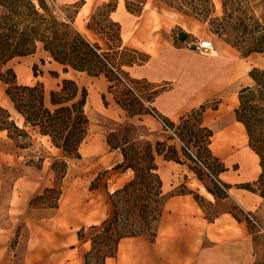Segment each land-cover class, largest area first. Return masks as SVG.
Instances as JSON below:
<instances>
[{"label": "crops", "instance_id": "obj_1", "mask_svg": "<svg viewBox=\"0 0 264 264\" xmlns=\"http://www.w3.org/2000/svg\"><path fill=\"white\" fill-rule=\"evenodd\" d=\"M57 1L63 5H78L76 18L84 9H91L89 20L95 9L112 3L107 18L118 27L119 40L116 45L106 37L107 32L94 30L89 22L82 29L77 25L76 28L90 41L98 43L110 58L114 54L119 59L123 50L132 51L138 57L137 60L117 63L116 67L127 76L132 83V90L144 104L149 101L150 107L164 120L176 121L192 111L201 109V125L213 132L208 147L212 155L224 166L218 174V179L220 183L227 185L225 190L228 196L225 198L233 197L238 203L243 202L246 189L238 186L239 183L257 179L261 174L262 165L259 154L249 144L245 124L237 118L236 108L240 105L241 90L256 83L251 70L255 67L264 68V52L252 51L244 55L227 41L215 42L208 35L210 30L201 25L199 20L177 9L171 8L170 11L171 9L162 8L168 15L159 10L153 15L149 7L150 0L138 1L137 9L131 5V0ZM127 2L130 3V8ZM249 3L255 15L262 19L264 0H249ZM90 31L97 35L96 40H92L86 33ZM182 32L187 34L185 40L180 38ZM198 38L212 39L213 50L201 52L193 49L191 43ZM45 52L48 60L46 59L47 64L44 65H53L49 68L50 75L33 73L30 81L21 83L15 69L19 84L41 82L49 100L50 91L59 89L63 79L76 80L79 85L87 88L85 112L90 124L92 117L98 112H107L117 116L127 115L132 122L141 123L148 131L163 191L173 171H183L189 176L190 170L185 160L166 158L156 151L157 143L164 142L163 134L168 130L148 106L142 113L133 111L127 114L130 110L118 103L114 97L115 93L111 91L114 88L113 78L104 72L93 75L72 67L64 71V65ZM32 61H37V58L33 57ZM53 71L57 74L54 75ZM43 78L50 82L49 88L41 81ZM135 86L140 88V92H137ZM6 97L10 103L9 108H5L9 110L12 118L17 115L22 123L17 120L16 123L23 126V115L15 108L7 93ZM112 97L113 99H110ZM37 133L38 139L45 142L50 155L41 161V167L26 163L25 154L21 151L0 148V264H87L85 255L91 248V237L83 239L78 233H71L70 230L84 228L86 223L94 225L102 222L106 214H89L84 192H77L78 204L70 209L69 189L62 191L57 206L33 205L34 213L31 212L30 204L33 198L55 184V171L51 161L64 159L68 162L63 181L69 175V161L75 158L66 156L65 152L52 142L49 135L36 131L35 134ZM0 139L14 142L8 136L7 130L1 128ZM85 139L79 147L81 156V146ZM166 139L169 145L181 142L175 135L168 134ZM32 142H35L34 138ZM107 145L114 149L111 151L114 155L108 163V167L113 169L123 162L124 156L120 147L112 146L109 142ZM97 147V144H93L91 150ZM162 160L163 164L160 163ZM23 165L25 172L15 174L12 186L6 190L3 177L5 171ZM130 171H133L132 168H123L120 172L113 173L107 182L104 181V188L108 185L105 194L109 195V192L114 190H111L112 185H115V188L123 186L126 183L124 175ZM196 179L199 180L198 177ZM232 188L235 195L229 192ZM201 189L205 193H202ZM198 190L210 200L215 199V195L207 190L206 186H201ZM4 208L8 222L1 221V211ZM40 209L46 213L36 218L35 213ZM88 218L92 220L87 221ZM22 222L25 223L27 234L12 235L13 229ZM234 227L241 229L238 231L233 229ZM247 240L249 241V238L245 225H241L232 213L223 212L215 220H208L192 193H175L167 197L155 240L147 235L124 237L119 242L115 255L108 256L105 264H252L251 254L243 244V241Z\"/></svg>", "mask_w": 264, "mask_h": 264}, {"label": "rangeland", "instance_id": "obj_2", "mask_svg": "<svg viewBox=\"0 0 264 264\" xmlns=\"http://www.w3.org/2000/svg\"><path fill=\"white\" fill-rule=\"evenodd\" d=\"M31 1H33L36 5L35 7L38 9L39 14L36 15L32 13V9L27 6L25 2H23L20 3V7L18 8V12L22 16H18V21H20L21 28H25L27 24L30 26H35L36 31L33 30L34 36L44 33L46 37L49 36L51 39V35H53L55 30H57L58 36L63 34L62 32L64 27L61 26L60 28L59 23H68L70 32L72 33V31L76 29L77 26L82 29L84 25L89 22V25L94 30L98 32H107L106 37L110 39L112 44L116 45L118 43V27L111 23L107 18V12L111 8L112 3L95 9V13L89 20L91 9H84L82 13L76 18L78 5H63L57 0ZM138 1L140 0H131L133 7H138ZM191 1L192 5H196L198 0H168V2H172L174 5L185 3L183 7L189 10V13L185 14H188L193 19L199 20L201 25L207 27V29L210 30V32H208L209 37H212L215 42L221 40L227 42L230 41L235 43L238 49L244 52L248 51L252 41L251 34H248L245 37L243 35L242 37V27L239 25V23L240 18L244 15L243 11H245L246 8L253 11L251 4L248 3L249 0L248 2L246 0H227L226 8L223 6L224 0H213L214 7H212V10L208 14L200 16V9L194 8L193 10V8H191ZM187 4L188 6L190 5L189 8L186 7ZM149 7L150 10L153 11V15H156L155 12L158 10L163 14L166 13L165 15H168L166 10H170L171 8L175 10V7H172L164 0H150ZM197 7L202 9L204 4L203 6L202 3L198 4ZM162 8H166V10H163ZM0 9L2 10V8ZM170 11H172V9ZM261 20H264V17ZM156 21H159L158 17ZM157 26H160V22L157 23ZM182 30L187 31L185 28H182ZM176 31H178V29H176ZM71 33L69 35L70 38L72 37ZM86 33L92 40L97 39V35L94 32L90 31ZM57 39H59V37L54 40L58 41ZM45 51L47 50H45L44 42L37 40L36 49L34 52L19 57L12 62L14 69H16L18 73L19 82L22 83L30 81L34 76V67L37 69L38 74L45 73L50 75L49 68H52L53 65L51 63H48V66L44 65L47 64L45 63L46 59L48 60ZM48 55L50 56L49 52ZM33 57L37 58V61L33 62ZM108 58L116 67L117 63L129 60H137L138 57L132 51L123 50L120 53L119 59H117L114 54L111 58L109 56ZM109 68L113 72H111L112 74L110 75L111 78H113L114 85V88H112L111 91L115 93L114 97L116 98L117 102L123 104L127 110H130V113L128 112L127 114H131L133 111H139L140 113L144 112L145 108H147V105L144 104V102L137 96L134 90H132V88H130L118 76V74H116L111 66L108 67L107 65L105 70L108 71ZM116 68L121 71L120 68ZM259 69L264 70V68ZM122 75L124 76V73H122ZM1 81L2 80H0V105L9 108L10 102L8 101L5 93L7 85ZM41 81H43L44 84H47L48 88L50 87V82H48L47 78H43ZM135 87L137 92H140V88L137 86ZM252 87H255V85ZM140 94L142 95V93ZM110 99H113V97ZM107 101L109 104V100ZM253 102L259 103L260 101L255 100ZM0 116L2 115L0 114ZM13 118L15 121L17 120L22 123L17 115H13ZM166 122L170 129H167L168 131H165L163 134V137H165L163 141L166 143V145H161V148H164L168 154H171V156L176 157L177 155L171 152L172 148H170L166 136L168 134L177 136L181 142L172 146H178V158L187 162L190 174L187 176V174H184L183 171H180L179 173L178 171H173V175L171 176L170 181H168L169 183H167V186L164 188L165 192L163 191L164 201L166 202L167 197L170 194L181 192L188 193V191H192L194 197L195 194L199 196V199H195L198 201L205 217L208 220H215V218L223 212L232 213L233 216L239 220L241 225H245V232L249 238V241H243V244H245V247L248 248L251 254L252 264H264V123L258 121L254 122L252 140L248 134L249 144H252V147L256 148L263 155L262 171L259 177L254 181L239 183V185L237 184L238 186L244 188V190L246 189L245 199L243 202L238 203L235 199H233V197L228 199L225 198L228 196L225 190L227 185L220 183L218 179V174L220 170L224 168V166L223 163L219 161L217 157L213 156L208 150L206 138L207 131L204 126L201 125V109L192 111L191 113L180 117L176 121ZM26 129L29 131L28 135L23 133L21 134L17 130L12 129V140L14 142L0 139V148L21 151L23 154H25L26 163L41 167V161L50 156L48 153V148L46 147L45 142H42L38 139V133L35 134L37 131L35 128H32V126L29 125ZM30 134L31 136H29ZM33 134L35 135L34 137ZM32 138L35 139L34 143L32 142ZM150 138L151 136L144 126L139 122H132L129 116H117L107 112H98L92 117L89 134L81 146V152L83 155L80 158H71L69 161L70 171L68 178L66 180L63 179L62 181L61 175L63 172V164L61 159L57 160L55 184L53 185L52 189L45 190L43 193H40L41 196L37 195L35 198H33L30 204L32 208L31 212L34 213V207H32L33 205L38 207H43V205L55 206L58 203L59 191L69 189L71 193L69 202L70 209L78 204L77 192H84L86 205L87 207L89 206V214H106L105 217H107L113 208V199H115L113 192L118 188H115V185H112L111 190H114L112 192L110 191L109 195H107L105 194V188H107L108 185H106L104 188L103 183L104 181L107 182L108 178H110L113 173L120 172L123 168H128L127 165L129 164L133 165L135 169L132 168L133 171H130L128 174L124 175L126 183L135 179L138 175L139 177L138 182H136V193L138 195L139 193L144 195V200L141 199L140 202L146 201L148 207L147 210L150 213L149 217H151L153 213H158V208L161 207V204L160 206H157L158 203H153L147 197V195L150 194V191H154L158 188V182L155 177H150L146 171V167L150 163L149 154L147 152L151 141L149 140ZM108 142L112 146L121 145L123 143L125 144V142L128 143L125 147L127 159L124 161L123 158L122 164L115 166L113 169L108 167V163L114 155L111 153V151L114 149L112 147H108ZM93 144H97L98 147L92 151L91 146ZM120 151H122V148H120ZM106 156L110 157L106 158ZM191 158H193L195 161H193ZM52 162L54 164V159L51 161V165ZM160 163L163 164L164 161L162 160ZM19 172H25L24 165L5 171L3 177L5 178L4 188L6 190L12 186L13 176ZM177 176L180 178V180L177 178ZM197 177L199 180L196 179ZM201 186H206V188L208 186L209 188L216 191L217 196H214L215 199L210 200L208 197L201 194V192L198 190ZM234 188L230 189L229 192L235 195L233 192ZM201 191L202 193H205V191L202 189ZM158 198L161 199L162 197L160 198L158 196L157 199ZM119 202L120 204L124 205L125 197H121ZM140 208L142 209L143 205L140 206ZM45 213L46 212L43 209L37 210L35 213L36 218L43 216ZM1 218V221L6 220L8 222L6 208L1 211ZM91 220L92 219L89 218L87 219V221ZM139 221V223L143 225L141 220ZM158 222L159 220L154 223L158 226ZM101 223L102 222H99L94 225L86 223L84 228H72L70 231L71 233L74 232V234H79L80 232L83 239H88L101 230ZM129 227L132 228L133 226ZM233 229L239 231L241 228L234 227ZM147 232L152 233L153 229H149ZM26 234L27 231L24 222L19 224L15 230L13 229L12 232V235L17 236ZM101 247V243L97 241L95 249L98 251V249ZM95 256V253L91 255V261H95Z\"/></svg>", "mask_w": 264, "mask_h": 264}, {"label": "trees", "instance_id": "obj_3", "mask_svg": "<svg viewBox=\"0 0 264 264\" xmlns=\"http://www.w3.org/2000/svg\"><path fill=\"white\" fill-rule=\"evenodd\" d=\"M175 9L184 13H189V10L183 4L174 5L168 0H164ZM227 0L223 1V6L226 8ZM248 2V0H246ZM25 2L27 6L32 9V13L38 15L39 11L35 7L31 0H0V80L6 83V93L14 103L15 108L24 117V125L19 126L7 108L0 105V128L6 129L8 136L13 138L11 133L12 129L17 130L21 134H29L26 129L27 126H32L41 134H46L51 137L52 142L59 148H61L66 156L80 157L79 147L81 142L85 139L89 133L90 120L85 112V103L87 99V88L79 85L76 80L65 78L60 84V88L50 91V98L47 100L46 91L41 82L35 84H19L17 82V74L12 65V62L19 57L32 53L36 49V41L40 40L44 42L45 50H47L50 56L64 65V71H67L69 67H72L79 71H87L90 74L98 75L102 72L109 76L113 73L109 68L108 71L105 67L113 65L108 58L106 51L101 50L98 43L90 41L84 36L77 28L70 32L68 23H59V26L63 29V34H57V30L53 35L46 37L44 33L38 36L33 35V30L36 31L35 26L27 24L25 28L20 27V21L18 16L22 17L18 12L20 3ZM204 4L201 9L198 4ZM249 3V2H248ZM139 4V2H138ZM191 8L200 9V15H206L214 7L213 0H198L196 5H192ZM132 5V4H131ZM127 2V6L131 7ZM133 6V5H132ZM190 6V5H189ZM188 4L186 7H188ZM137 9V7H134ZM244 15L240 18L239 25L242 27V37L251 34V45L248 51L244 52L240 50L244 55H248L252 51L264 52V20L258 18L251 9L246 8ZM193 13V12H191ZM59 28V29H60ZM72 34L71 38L69 37ZM58 41H55L54 39ZM245 40V39H243ZM232 45L235 43L228 41ZM237 47V46H236ZM35 66V65H34ZM114 66V65H113ZM112 72V73H111ZM54 75L57 72H52ZM34 74L37 75V69L34 67ZM251 75L255 80V87L249 86L241 90L240 93V105L236 108L237 118L245 124L249 136L253 137V124L254 122L264 123V70L255 67L251 70ZM111 77V76H110ZM257 98V99H255ZM259 100V103L253 101ZM173 123V122H172ZM206 138L207 147L210 142V137L213 134L212 130L206 126ZM27 130V131H26ZM31 136V134L29 135ZM125 144L117 145L122 148L124 161L127 159ZM161 145H166L165 142H158L156 151L163 154L166 158H172L180 161L178 158V149L175 146L169 145L171 152L176 154V157L171 156L161 148ZM252 147V144H250ZM253 148V147H252ZM261 158V165L263 167V155L253 148ZM208 150L210 151L209 147ZM149 154V165L146 167L147 174L150 177H155L158 182V188L154 191H150L147 197L154 203H158V213H153L149 217V211L147 210L146 201L144 195L137 192L136 182H138V175L135 179L127 182L123 187L116 189L113 192L115 199H113V208L109 215L102 221L101 230L95 233L91 237V248L85 255L87 264H105V260L108 256H113L117 252L119 242L122 238L128 236H136L147 234L152 240L157 235V222L159 220L164 206L162 180L158 173V165L155 162L154 148L149 144L147 150ZM211 152V151H210ZM190 157V156H188ZM195 161L193 158H191ZM63 172L61 177H64L67 169V161L62 160ZM117 164L116 166L121 165ZM57 160L53 164V169L56 172ZM128 168L135 167L133 165H127ZM192 168V167H190ZM52 189L48 187L45 190ZM207 189L217 196L216 191L209 188ZM44 190V191H45ZM62 191H59V197ZM186 193V192H181ZM188 193H193L188 191ZM41 196V195H38ZM117 196V198H116ZM125 197V204L122 205L119 202L121 197ZM162 197L157 199V197ZM195 198L199 199V196L195 194ZM145 204V205H144ZM58 203L55 205L57 206ZM143 205L141 209L140 206ZM149 205V204H148ZM150 206V205H149ZM149 218V219H148ZM139 220L143 223L140 224ZM129 226H133L130 228ZM153 229L152 233H148L147 230ZM79 236L82 235L79 232ZM100 242L102 247L96 248V243ZM95 253V261H91V255Z\"/></svg>", "mask_w": 264, "mask_h": 264}, {"label": "built area", "instance_id": "obj_4", "mask_svg": "<svg viewBox=\"0 0 264 264\" xmlns=\"http://www.w3.org/2000/svg\"><path fill=\"white\" fill-rule=\"evenodd\" d=\"M191 47L195 50L201 51V52H210L214 48V42L210 38H198L197 40L193 41L191 43ZM111 65V64H110ZM111 68L118 74V76L130 87L133 89L132 83L122 75V73L113 65H111ZM146 105L150 108L151 112H153L154 115H156L158 118L162 120L163 126L166 129H170L169 126L167 125L166 120H164L160 115L150 107L149 101L146 102Z\"/></svg>", "mask_w": 264, "mask_h": 264}, {"label": "water", "instance_id": "obj_5", "mask_svg": "<svg viewBox=\"0 0 264 264\" xmlns=\"http://www.w3.org/2000/svg\"><path fill=\"white\" fill-rule=\"evenodd\" d=\"M186 36H187V34L185 32H182L181 35H180V38L182 40H185Z\"/></svg>", "mask_w": 264, "mask_h": 264}]
</instances>
